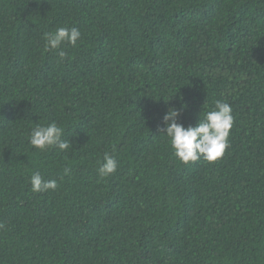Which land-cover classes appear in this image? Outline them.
I'll list each match as a JSON object with an SVG mask.
<instances>
[{
  "label": "trees",
  "instance_id": "1",
  "mask_svg": "<svg viewBox=\"0 0 264 264\" xmlns=\"http://www.w3.org/2000/svg\"><path fill=\"white\" fill-rule=\"evenodd\" d=\"M217 100L228 148L182 163L164 115ZM51 122L64 152L29 143ZM0 225V264H264V0H0Z\"/></svg>",
  "mask_w": 264,
  "mask_h": 264
},
{
  "label": "clouds",
  "instance_id": "2",
  "mask_svg": "<svg viewBox=\"0 0 264 264\" xmlns=\"http://www.w3.org/2000/svg\"><path fill=\"white\" fill-rule=\"evenodd\" d=\"M81 35L77 27H58L55 31L44 34L45 49L56 50L63 60L67 56L63 46H76ZM180 115L181 109L171 107L163 117L164 127L161 131L169 138L175 156L182 163L196 162L201 158L215 162L224 155L229 146L228 138L234 124L232 107L229 103L215 101V109L206 112L195 126L185 127L179 123ZM64 132L65 129L56 122L37 123L31 129L29 143L40 151L55 148L64 152L71 146L69 140L62 138ZM103 161L98 168L101 177H107L117 171L118 161L114 155L105 152ZM67 171L69 170L65 169V172ZM30 184L31 190L35 193L56 190L59 186L55 179L45 180L39 172L30 177Z\"/></svg>",
  "mask_w": 264,
  "mask_h": 264
}]
</instances>
